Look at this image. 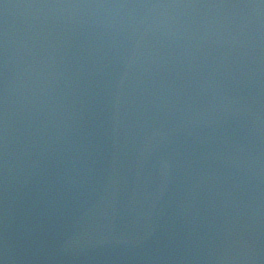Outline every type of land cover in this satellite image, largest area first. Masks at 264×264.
Segmentation results:
<instances>
[{
	"label": "clouds",
	"instance_id": "obj_1",
	"mask_svg": "<svg viewBox=\"0 0 264 264\" xmlns=\"http://www.w3.org/2000/svg\"><path fill=\"white\" fill-rule=\"evenodd\" d=\"M0 264H264V0H0Z\"/></svg>",
	"mask_w": 264,
	"mask_h": 264
}]
</instances>
